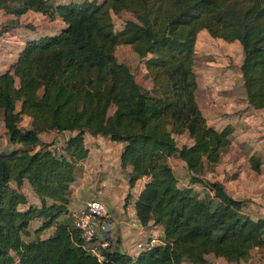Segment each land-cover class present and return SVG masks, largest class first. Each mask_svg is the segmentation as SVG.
<instances>
[{
    "label": "trees",
    "instance_id": "16d2710c",
    "mask_svg": "<svg viewBox=\"0 0 264 264\" xmlns=\"http://www.w3.org/2000/svg\"><path fill=\"white\" fill-rule=\"evenodd\" d=\"M162 1L0 0L5 13L33 10L58 15L65 23L55 34L27 41L0 72V119L8 140L20 144L0 151V264L14 259L18 264H204L207 253L236 264L253 246H264L263 216H250L243 199L217 180L203 183V196L178 186L167 161L176 151L175 134L191 139L184 150L193 165L201 158L214 164L230 141V125H208L194 99L193 43L200 29L239 43L245 98L251 107L264 109V0H167L170 15ZM104 5L128 9L133 19L115 30ZM150 18L167 25L163 41L153 38ZM134 42L147 43L156 54L144 66L158 96L139 91L132 72L115 57L117 45ZM22 114L29 116L27 127L18 124ZM51 130L68 132L59 151L53 141H39L40 132ZM85 131L123 142L119 166H130L128 186L146 178L133 203L135 218L142 225L159 224L162 243L131 255L111 242L97 259L81 245L71 219L60 218L77 163L88 153ZM249 160L258 171V157ZM23 180L39 204L20 210L18 204L26 202L19 189ZM33 218L40 219L34 235L52 225L53 231L25 240Z\"/></svg>",
    "mask_w": 264,
    "mask_h": 264
},
{
    "label": "rangeland",
    "instance_id": "374dc122",
    "mask_svg": "<svg viewBox=\"0 0 264 264\" xmlns=\"http://www.w3.org/2000/svg\"><path fill=\"white\" fill-rule=\"evenodd\" d=\"M49 1L53 2L54 0ZM55 1L65 2L70 0ZM71 1L81 4L86 0ZM87 1L99 2L101 0ZM162 8L166 14L170 15L167 0L162 1ZM103 9L109 12L115 30L119 29L126 19H133V13L128 9L112 11L108 5H104ZM33 19L34 17L32 14H24L20 18V21L24 23V25H38L31 23ZM148 27L153 38L157 41H163L167 37L168 27L161 21L150 18ZM0 35L1 40L4 39L3 41L5 42H10L12 36H15L14 41L17 40L16 32L14 30L12 31L11 28L0 29ZM114 54L116 59L125 63L132 72L139 91L148 95L158 96L157 92L153 90L150 85V80L144 66L147 60L156 56L155 52L149 48L147 43L134 42L132 44H119L115 47ZM241 56L240 45L237 42L211 39L205 32L198 33L195 37L192 65L196 82L194 96L201 113L205 114L206 121L217 128L225 124L230 125L231 123L228 122V120H231V118L233 119L231 113L237 108L240 109L239 111L242 110L244 97L242 96L243 88L239 73ZM230 100L232 103H229ZM208 104H214L215 107H217L215 109L218 110V115H215L214 112L204 110L205 105ZM234 105H237L236 108ZM111 110L112 106L108 108V113L111 112ZM262 113V110H257L256 112L251 111L247 114V120L243 123L242 121L239 122L237 119H233L234 121L231 120L233 123L231 124L233 125V131L229 134V144L222 148L220 157L212 165H208L205 158H201L196 165H193L188 152L184 150L190 144L188 136L182 133L175 134L174 141L176 151L169 158V164L175 176V183L178 186H189L194 189L199 196H203L206 194V188L203 183L210 180H217L222 183L224 189L230 195L243 199V209L249 215L262 214L264 212V199H261V202L254 203L250 200L253 199L255 195L261 194L263 196L264 191L260 190L261 192L255 193L254 190L255 186L259 183H261L260 187L264 188V179L259 180V178L264 176V157H261V153L260 155L257 154L258 151L264 153V116ZM145 116L148 118L149 113ZM25 125L26 122L23 120L22 126L24 127ZM3 133L4 130L0 124V135L2 136ZM56 133L57 132H53L51 139L53 138L52 140L55 143L60 144L64 136L62 133ZM56 137H59V140H54ZM4 144V136H2L0 139V149L4 148ZM183 150L184 153L181 152ZM252 155H257L256 157L259 159L260 168L258 171H254L250 166L249 157ZM111 167L113 169L112 164H109V168ZM198 179H200V181ZM242 183H245L248 187L246 190L241 189ZM103 186L104 183H96L93 188L102 194L104 191ZM119 188L120 185L116 189L119 190ZM120 196L118 192L111 194V203L116 205L118 199L123 198ZM206 196L208 197L210 194ZM96 197L97 196L93 198ZM125 198L126 197H124V199ZM106 218L107 216L103 219ZM113 234L112 230L111 235L113 236ZM212 263L222 264V261L219 260Z\"/></svg>",
    "mask_w": 264,
    "mask_h": 264
},
{
    "label": "crops",
    "instance_id": "0c3cea01",
    "mask_svg": "<svg viewBox=\"0 0 264 264\" xmlns=\"http://www.w3.org/2000/svg\"><path fill=\"white\" fill-rule=\"evenodd\" d=\"M49 2L52 4H56V3L64 2V1L54 0L53 2L51 1ZM24 14H32L34 19L31 23L38 24V25H33V24L24 25V23H21L20 18ZM64 26H65V23L58 15H54V17L51 18L46 14H42L40 12L33 11V10H27L24 13L18 16H15L10 13H5L0 9V29L11 28L12 31L14 30L16 32V39H17L16 41H14L15 36H12V39L10 42H5L3 41L4 39L1 40V35H0V72L6 70L13 63V61L17 57L19 50L23 47V45L27 41L36 39L37 37L41 35L55 34L59 32ZM201 32L202 33L205 32L209 37H211V39H221V38L213 37L209 35L205 29H200L196 33V35H198V33H201ZM229 42H237V41L233 40ZM241 54H242V50H241ZM239 73H240V70H239ZM240 82L242 85L241 73H240ZM14 83L15 84L17 83V79H15ZM150 85H151V82H150ZM242 93H243L242 96L244 97L242 110L239 111L240 110L239 108H237L238 110L235 109V111L231 113L233 119H237L239 122L242 121L243 123L247 120V114H249L251 111L256 112L257 110H262L263 112L262 115L264 116V109H256V108L251 107L245 98L243 89H242ZM194 99H195V96H194ZM230 102L232 103L231 100L229 101V103ZM234 106L236 108L237 105H234ZM18 108H19V101H16L15 109H18ZM215 108L217 107H215L214 104L213 105L208 104V105H205L204 110H207L209 112H214L215 115H218V110ZM202 115L205 119V114L202 113ZM233 119L231 118V120ZM23 120H25L26 122V125L24 127H27L29 125V120H30L29 116L26 114H22L21 120L18 123L20 126H22ZM206 120L207 119H205V122L208 125H211L217 128L213 124H209ZM231 120L229 119L228 122L233 124ZM0 124L3 127L1 119H0ZM231 124H230L231 131H233V127H232L233 125ZM223 126H218V129L222 128ZM263 128H264V122H263ZM3 130H4V127H3ZM53 132L55 131L51 130V131L40 132L38 134L39 141L41 143H47L49 141H53L52 140L53 138L51 139V137L53 136ZM58 133H62L64 138L68 135L67 131L58 132ZM182 134H186V133H182ZM2 136H4L5 144H4V148L0 149V151H8L10 149L18 148L20 146V144L12 143L8 140L5 130ZM2 136L0 135V139ZM54 140H59V137L54 138ZM189 140L191 142L190 138ZM83 142H84V145L87 147L88 153L84 158L79 160V162L77 163L76 169L74 171V178L69 184V190L67 194V203H66V213L62 214L60 218L67 217L71 219L72 215L83 205V203L86 200L97 196L96 198H99L106 204V210H107L106 220L111 221V225H112L111 232L113 230V233H114L113 236L110 234L112 236L111 240L113 242V245L117 249L133 255L135 253L134 244L137 240L144 239L145 237L149 235L156 234L159 237L162 235L161 226L159 224H153L152 221L149 220L146 224L142 225L138 222V220L135 218V215H134L133 203H134V200L137 194L142 188V185L144 181L146 180V178L145 177L138 178L134 181L132 186L130 187L128 186L126 172L130 170V166H126L124 169H122L119 166V152L123 144L122 141L110 140L106 136L99 135V134H90L85 131L83 133ZM260 153H261V157H264L263 152L258 151L257 154L260 155ZM170 157L171 156H169L167 159L168 164H169ZM237 160H238V156H237ZM109 164H112L113 169L112 167L109 168ZM115 174L119 176H116ZM263 179H264V176L262 178H259V180H263ZM96 183L98 184L104 183V186H103L104 191L102 192V194H100L96 189L93 188V186ZM118 184L120 185L119 190L116 189L119 186ZM260 184L261 183L255 186L254 188L255 193L261 192L260 190H264V188L260 187ZM10 185H14V183L10 181ZM241 187H242L241 189H244V190L248 188L245 185V183H242ZM19 189L25 194L26 202L18 204V209L25 210L29 205L39 204V198L34 194V192L30 188L26 180L22 181V183L19 186ZM117 192L119 193V195H121L120 197H123V198H119L117 204L114 205L111 203V199H112L111 194H115ZM126 193H128L127 196L125 195ZM125 196L126 198L124 199ZM235 198H238V197L235 196ZM238 199H242V198H238ZM261 199H264V191H263V196L261 194L255 195V197H253V199H250V200L254 203V202H261ZM257 216L264 217V212L260 215H253L252 217H257ZM39 222H40L39 218H33L29 221L28 228H27L28 233L26 232L22 236L25 240H30L32 238H35L36 236L40 238L45 237L53 231L54 226L52 225L46 229L41 230L39 233L34 235L32 232L34 228L39 224ZM260 232H261V237L264 243V226L261 228ZM219 260L222 261V264H229V262L226 261L223 257L215 256L212 253L205 254L204 264H213L212 262H217ZM183 263L197 264V263H192V262L185 261V260L181 262V264ZM9 264H18L17 259H14ZM236 264H264V246H253L250 249L248 257L244 260H239Z\"/></svg>",
    "mask_w": 264,
    "mask_h": 264
},
{
    "label": "built area",
    "instance_id": "2783aa9c",
    "mask_svg": "<svg viewBox=\"0 0 264 264\" xmlns=\"http://www.w3.org/2000/svg\"><path fill=\"white\" fill-rule=\"evenodd\" d=\"M60 144L52 143L55 151L60 150ZM105 216L107 214L104 202L98 198H90L71 217L72 225L77 229L82 240L81 245L97 259L103 258V249L108 248L111 243L112 225L110 220L103 219ZM159 243H162L161 237L156 234L149 235L135 242L134 252L137 253Z\"/></svg>",
    "mask_w": 264,
    "mask_h": 264
}]
</instances>
